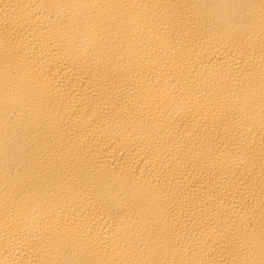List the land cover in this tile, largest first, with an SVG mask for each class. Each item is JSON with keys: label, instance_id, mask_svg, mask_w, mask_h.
<instances>
[{"label": "bare ground", "instance_id": "6f19581e", "mask_svg": "<svg viewBox=\"0 0 264 264\" xmlns=\"http://www.w3.org/2000/svg\"><path fill=\"white\" fill-rule=\"evenodd\" d=\"M0 264H264V0H0Z\"/></svg>", "mask_w": 264, "mask_h": 264}]
</instances>
